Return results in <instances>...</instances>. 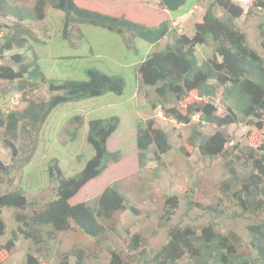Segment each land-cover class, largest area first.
<instances>
[{
	"label": "trees",
	"instance_id": "trees-1",
	"mask_svg": "<svg viewBox=\"0 0 264 264\" xmlns=\"http://www.w3.org/2000/svg\"><path fill=\"white\" fill-rule=\"evenodd\" d=\"M157 1L162 8L174 12L187 0ZM28 4V0H0V80L9 86L4 88L6 95L21 94L15 108L7 112L0 103L2 143L13 155L11 165L0 159V238L8 231L4 210L12 212L17 225L10 232L11 238L0 244V264H5L21 238L29 243L26 264H91L100 254L88 247L58 249L59 235L75 230L102 246L109 256L107 264H264V140L258 147L241 145L234 143L227 130L232 124L264 130V55L250 46L246 31L237 24L243 9L234 0H213L202 21L195 24V33L189 36L179 34L178 27L169 20L148 27L125 16L82 8L75 0H34ZM49 7L65 13V38L76 24L101 27L122 36L129 34L151 45L172 36L173 43L168 41L162 51L151 52L138 66L141 84L154 88V99L147 104L148 114L160 106L164 117L190 126L179 135L183 153L188 154L185 147L192 146L202 157L221 159L225 172L214 184L217 194L208 196L205 190L198 196L197 187L189 208L199 207L215 219L250 218L252 222L246 225L249 246L244 245L237 231L221 230L219 223L211 221L172 227L167 242L147 252L143 234L122 226V213L139 215L140 211L131 205L118 184L107 187L91 204L73 203L72 199L88 183L121 160L119 151L109 150V140L120 125L118 117L89 121L86 139L94 156L81 172L66 178L58 161H54L49 176L58 181V186L50 202L41 206L29 200L20 186L22 176L15 184L17 174L35 154L43 126L58 106L107 93L122 95L126 85L123 77L98 69H87L86 81H48L31 45L39 38L27 23L44 21ZM216 8H220L219 15ZM245 16L259 17L260 45L264 50V0H256ZM5 20L9 23H3ZM210 44L214 45L213 54L200 59L197 48ZM11 51L14 53L7 55ZM43 89L48 91V97L40 95ZM218 89L217 103L214 99ZM146 92L142 94L148 97ZM192 93L196 99L189 102ZM83 119L75 117L77 128ZM173 147L170 134L155 118H137L136 149L141 170L148 162L149 151L153 155L150 160L163 167L162 156ZM195 184L201 186V180ZM205 195L208 202L203 201ZM178 205L177 196L167 198L163 227Z\"/></svg>",
	"mask_w": 264,
	"mask_h": 264
},
{
	"label": "rangeland",
	"instance_id": "rangeland-1",
	"mask_svg": "<svg viewBox=\"0 0 264 264\" xmlns=\"http://www.w3.org/2000/svg\"><path fill=\"white\" fill-rule=\"evenodd\" d=\"M28 1L30 6L34 0ZM212 1L187 0L180 10L170 12L159 6L157 0H75L82 8L117 17L125 16L148 27H155L169 20L174 27H178L179 34L189 36L195 33V24L202 20L205 10ZM234 1L244 12L243 16L237 20V24L246 31L250 46L264 55L258 29L260 19L257 16L254 18L245 16L256 0ZM219 9H215L218 15ZM65 22L64 12L49 7L44 21H28L27 23L30 30L39 38L38 42H32L31 45L39 56V64L48 81H86L88 80L86 70L98 69L107 74L123 77L126 83L125 90L122 95L107 93L101 97L58 106L43 126L37 138L35 154L30 163L24 165L17 174L15 184L19 183L22 176L20 186L26 191L25 195L29 200L37 201L41 206L46 201L50 202L55 198V189L58 186V181L49 176L50 166L57 160L66 178L81 172L87 161L94 156V150L86 139L89 121L118 117L120 125L109 140V150L119 151L123 155L121 160L107 169L99 178L88 183L72 199L73 203L91 204L107 187L114 183L118 184L122 192L131 200V205L140 211L139 215H133L130 211L122 213V226L129 227L132 233L143 234L147 252L157 250L167 242L168 233L172 227L189 223L201 225L211 221L219 223L222 226L221 230L226 231L230 228L237 231L243 238L244 245L249 246L246 225L252 222L250 218L233 219L222 216L215 219L199 207L189 208L188 202L195 195V188L200 189L198 196L205 190H208V196L217 194L214 184L224 177L225 172L222 169L221 159L202 157L192 146L185 147L188 154L183 153L179 149L182 144V138L179 135L190 126L177 124L174 120L164 117L160 106L148 114L147 104L154 99V88L141 84L138 66L151 52L162 51L165 44L172 40V36H167L159 44L151 45L129 34L122 36L101 27L76 24L65 38ZM3 23L8 24L9 21L5 20ZM173 42L174 39L171 43ZM213 52L212 44L197 48L200 59H207ZM13 53L14 51H11L7 55ZM5 87L9 86L0 80V103L7 112L8 109L15 108L21 94L10 92L6 95ZM143 91H147L148 97L143 96ZM217 91L214 101L218 103L220 90ZM40 95L49 96L45 89L40 91ZM195 99L196 94L192 93L188 101L192 102ZM224 113L220 111V114ZM77 116L84 117L79 128L73 122ZM137 118H155L157 124L170 134L174 147L162 156L163 167L156 161L150 160L153 155L149 151L147 154L149 160L147 159L146 166L141 170L136 149ZM227 130L233 136L234 143L241 145L258 147L264 140V130L258 131L244 124H232L227 127ZM3 137V130H0V159L3 163L11 165L13 155L11 150L3 145ZM26 151L29 153L28 149ZM199 179L201 186L195 184ZM170 196H177L179 205L175 213L170 216L167 225L163 227L164 218L167 217L164 206ZM205 198H207L206 195L203 201L208 202ZM3 213L8 231L0 238V244L6 243L11 238L10 232L17 228L12 212L4 210ZM57 244L61 251H70L74 247L81 246L88 247L95 254H100L96 258L93 257L91 264L109 262V256L102 246L93 239L84 237L78 230L61 233ZM28 246V241L21 238L5 264H26Z\"/></svg>",
	"mask_w": 264,
	"mask_h": 264
},
{
	"label": "clouds",
	"instance_id": "clouds-1",
	"mask_svg": "<svg viewBox=\"0 0 264 264\" xmlns=\"http://www.w3.org/2000/svg\"><path fill=\"white\" fill-rule=\"evenodd\" d=\"M205 11H206V10H205ZM204 13H205V12H204ZM203 16H204V14H203ZM202 18H203V17H202ZM201 21H202V20H201ZM201 21H200V22H201ZM197 23H198V22H197ZM172 120H173V119H172ZM174 122H175V121H174ZM175 123H176V122H175Z\"/></svg>",
	"mask_w": 264,
	"mask_h": 264
},
{
	"label": "crops",
	"instance_id": "crops-1",
	"mask_svg": "<svg viewBox=\"0 0 264 264\" xmlns=\"http://www.w3.org/2000/svg\"><path fill=\"white\" fill-rule=\"evenodd\" d=\"M159 4V3H158Z\"/></svg>",
	"mask_w": 264,
	"mask_h": 264
}]
</instances>
